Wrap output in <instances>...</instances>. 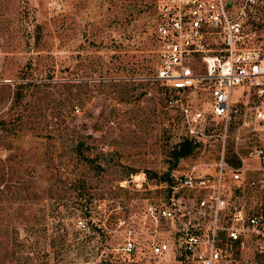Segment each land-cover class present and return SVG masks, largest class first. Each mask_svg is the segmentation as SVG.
<instances>
[{
  "label": "rangeland",
  "instance_id": "rangeland-1",
  "mask_svg": "<svg viewBox=\"0 0 264 264\" xmlns=\"http://www.w3.org/2000/svg\"><path fill=\"white\" fill-rule=\"evenodd\" d=\"M154 17L153 0H0V264H176L148 253L142 208L172 172L213 157L218 138L209 130L210 147L173 158L179 118L149 79ZM255 28L264 35V14ZM231 95L239 110L254 99ZM235 126L227 148L237 135L244 152L254 132ZM224 264H264V253L234 250Z\"/></svg>",
  "mask_w": 264,
  "mask_h": 264
},
{
  "label": "built area",
  "instance_id": "built-area-1",
  "mask_svg": "<svg viewBox=\"0 0 264 264\" xmlns=\"http://www.w3.org/2000/svg\"><path fill=\"white\" fill-rule=\"evenodd\" d=\"M153 8L157 63L149 79L177 113L183 137L210 147L206 132L217 131L218 146L213 157L172 172L164 196L143 206L148 253L176 264H224L244 248L264 253V35L255 28L264 0H153ZM238 87L254 98L242 110L232 101ZM233 123L254 132L244 152L237 135L227 148ZM136 243L128 238L121 249Z\"/></svg>",
  "mask_w": 264,
  "mask_h": 264
},
{
  "label": "trees",
  "instance_id": "trees-1",
  "mask_svg": "<svg viewBox=\"0 0 264 264\" xmlns=\"http://www.w3.org/2000/svg\"><path fill=\"white\" fill-rule=\"evenodd\" d=\"M194 147H195L194 143L189 141L187 138L183 137L179 142L175 144L173 148L172 156L173 158H180L187 156L192 152ZM99 264H112V263L106 260H102L101 262H99Z\"/></svg>",
  "mask_w": 264,
  "mask_h": 264
}]
</instances>
